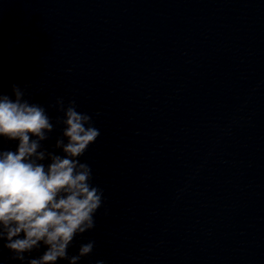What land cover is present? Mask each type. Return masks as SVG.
<instances>
[{
    "label": "clouds",
    "instance_id": "9594fccd",
    "mask_svg": "<svg viewBox=\"0 0 264 264\" xmlns=\"http://www.w3.org/2000/svg\"><path fill=\"white\" fill-rule=\"evenodd\" d=\"M12 93L0 94V137L19 141L16 151H0V241L14 260L23 262L26 253L43 245V254L28 264H78L95 242L81 244L76 255L69 256L68 249L77 235L95 227L103 205V191L91 183L92 169L79 157L100 131L90 115L77 111L75 100L65 105L57 98L49 107L63 113L56 118L64 128L54 146L63 154L48 151L42 142L54 131L52 117L44 106L25 99L20 86L12 85Z\"/></svg>",
    "mask_w": 264,
    "mask_h": 264
}]
</instances>
